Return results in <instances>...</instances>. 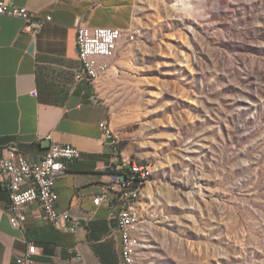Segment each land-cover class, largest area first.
I'll use <instances>...</instances> for the list:
<instances>
[{
  "label": "rangeland",
  "instance_id": "374dc122",
  "mask_svg": "<svg viewBox=\"0 0 264 264\" xmlns=\"http://www.w3.org/2000/svg\"><path fill=\"white\" fill-rule=\"evenodd\" d=\"M133 19L97 80L118 149L153 165L134 264H264V0H135Z\"/></svg>",
  "mask_w": 264,
  "mask_h": 264
},
{
  "label": "crops",
  "instance_id": "0c3cea01",
  "mask_svg": "<svg viewBox=\"0 0 264 264\" xmlns=\"http://www.w3.org/2000/svg\"><path fill=\"white\" fill-rule=\"evenodd\" d=\"M15 2L51 19L33 32L23 29L24 19L0 15V156L12 147L36 161L51 140L78 147L81 158L68 162L56 181V205L79 217L80 227L76 233L55 228L38 202L26 206L25 228L14 227L10 190L0 174V264H15L30 243L39 249L36 264H124L118 209L106 199L94 202L115 180L106 170L114 154L111 138L101 127L103 121L111 126V108L98 80L77 77V25L129 29L135 0Z\"/></svg>",
  "mask_w": 264,
  "mask_h": 264
},
{
  "label": "built area",
  "instance_id": "2783aa9c",
  "mask_svg": "<svg viewBox=\"0 0 264 264\" xmlns=\"http://www.w3.org/2000/svg\"><path fill=\"white\" fill-rule=\"evenodd\" d=\"M11 15L24 19L25 31L37 32L51 17H42L18 5L15 0H0V15ZM125 36L119 27H90L79 21L77 25V46L82 69L78 79L86 78L92 82L105 74L109 68V59L115 55ZM132 38V36H131ZM33 91V94H36ZM101 127L111 138L114 154L106 165V170L115 175V180L104 188V194L94 198L96 205L108 200L110 207L117 208L118 229L121 233L122 257L124 264H134L133 251H139L141 245L134 244L138 219L130 218V210H137V196H142L148 184L153 165L148 161L133 159L118 149L117 139L109 122L103 121ZM51 140V136L47 135ZM81 150L71 144H60L51 140L44 156L39 160L29 159L17 148L7 147L0 156V174L3 184L10 190V222L16 228H25L27 220L26 206L38 202L44 220L57 229L76 233L80 227V218L70 209H58L56 181L63 175L70 161L80 159ZM115 195L109 197L108 191ZM38 246L30 243L27 249L15 258V264H36ZM81 258V256L79 257Z\"/></svg>",
  "mask_w": 264,
  "mask_h": 264
},
{
  "label": "bare ground",
  "instance_id": "6f19581e",
  "mask_svg": "<svg viewBox=\"0 0 264 264\" xmlns=\"http://www.w3.org/2000/svg\"><path fill=\"white\" fill-rule=\"evenodd\" d=\"M141 196H137V199H136V207H137V210H130V218L131 219H138V213L139 212V206L137 205V201L139 200ZM134 244L137 245V241H136V238L134 236ZM135 255H136V251H133V262H135Z\"/></svg>",
  "mask_w": 264,
  "mask_h": 264
}]
</instances>
